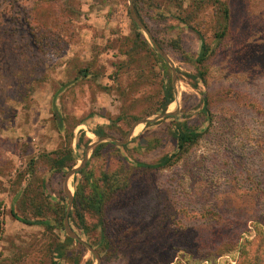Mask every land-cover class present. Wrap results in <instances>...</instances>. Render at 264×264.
<instances>
[{"label": "rangeland", "instance_id": "374dc122", "mask_svg": "<svg viewBox=\"0 0 264 264\" xmlns=\"http://www.w3.org/2000/svg\"><path fill=\"white\" fill-rule=\"evenodd\" d=\"M139 1L135 11L174 63L176 86L170 65L134 23L129 0H0V264H98L88 246L101 264L193 263L198 256L222 264L235 252L219 248L223 241L264 222V0H220L230 21L219 43L214 0L202 8L198 0ZM199 34L213 54L205 83L194 88ZM170 84L174 102L157 111ZM178 108L174 117L139 125L123 146L106 141L90 150L83 169L92 181L108 175V192L120 181L130 186L115 189L106 205L107 245H99L96 218L87 216L89 235L70 218L74 202L69 225L81 241L71 238L65 181L100 138L93 131L103 126V137L122 142L138 120ZM178 122L203 137L173 166L142 168L176 151ZM81 137L90 143L79 145ZM61 150H72L77 164L56 173L50 160ZM76 176L69 181L74 200ZM15 215L53 226L26 225ZM58 245L62 258L53 252Z\"/></svg>", "mask_w": 264, "mask_h": 264}, {"label": "trees", "instance_id": "16d2710c", "mask_svg": "<svg viewBox=\"0 0 264 264\" xmlns=\"http://www.w3.org/2000/svg\"><path fill=\"white\" fill-rule=\"evenodd\" d=\"M135 1V7L137 9V13L139 14V9L141 8V3L139 0ZM211 0H198V7L202 8L204 5L208 4ZM215 5L218 6V17L221 20V24L223 27V31L218 33L215 37V40L219 43L226 35L225 27L230 21V11L227 7L226 3L220 0H214ZM227 23V24H226ZM226 24V25H223ZM142 37V34H139ZM199 38L201 40V50L198 57L195 59V64L197 66V74L191 75L190 79L192 80V86L194 88H199V83H205V67L207 61L213 54V49L211 46L206 42L205 38L199 34ZM157 62L163 63L161 58L157 59ZM164 69L167 70V67L164 66ZM87 74V71L83 72ZM174 102V93L173 87L171 84L165 88L163 101L161 107L157 109V111L165 112L168 107ZM203 113L208 116V103L205 98L204 101V108ZM93 133L97 137L106 136L107 133L103 126H99ZM204 131L191 127L188 123L185 122H178L175 126V131L173 133L174 137L176 138L177 142V149L173 154H166L161 157L157 162L152 164H144L142 163L140 166L148 171H158L164 170L171 166H173L178 160H180L185 154L189 152V150L195 146L199 140L203 137ZM84 144L87 146L90 141L84 142V137L79 139V145ZM104 145H99L95 148V153L99 152L103 149ZM77 162L73 157V151H57L54 154V157L50 160V170L56 173H63L65 170H71L76 166ZM30 172H34V164L30 165ZM78 176L81 177L79 183L76 185V193H75V200L73 205V217L70 218L74 219L75 224L81 230L85 232L86 235H89L92 227L88 224L87 216H93L97 219V223L95 228H99L100 235H99V245L103 246V244L107 245L109 243V239L106 233V205L111 200V195L115 189L119 190H127L130 186V182L124 181L119 182L117 186H115L110 192L108 189H103L104 184L108 185L111 184L113 181L108 175L104 174V179L92 181L94 178L93 174L87 169L81 170L77 173L76 179ZM88 188V191H87ZM15 218L26 224V225H33V224H42L47 228H51L53 226L52 221H35L32 222L29 219H22L15 215ZM253 238V239H252ZM67 243H72L73 241L69 238L66 240ZM252 244L256 245V249L252 252L250 246ZM63 245L56 246L53 250L54 253H57L59 258L64 256L63 252ZM229 247L230 254L234 249V253L230 256L232 261H226L222 264H264V222L262 221H254L252 228L247 229L245 231V235L240 236L238 239H231L230 241H223L221 247L219 248H226ZM212 260L209 256L203 257H196V260L191 263V261H187V263L177 262L175 264H204L205 262H211ZM52 264H58L57 262H52ZM87 264H92L88 262ZM168 264H171L169 262Z\"/></svg>", "mask_w": 264, "mask_h": 264}, {"label": "water", "instance_id": "95a60500", "mask_svg": "<svg viewBox=\"0 0 264 264\" xmlns=\"http://www.w3.org/2000/svg\"><path fill=\"white\" fill-rule=\"evenodd\" d=\"M130 2V12H131V17L134 21V23L141 29L143 30L144 32H146L150 37L151 39L153 40V43L157 49V51L159 52V54L162 56L163 59H165L167 61V63L170 65L171 67V70H172V74H173V84L174 86H176V80H177V77H176V69H175V65L174 63L171 61V59L159 48L158 44L156 43V41L153 39V37L151 36V34L149 33L147 27L144 25V23L140 20V18L138 17L136 11H135V8L133 6V0H129ZM176 93H177V89H176ZM179 112V108L176 109V111L174 112H166V113H163V114H160V115H156L154 118L152 116L150 117H147V118H144V119H141V120H138L134 126L132 127V129L130 130L127 138L122 141V142H117L115 139L111 138V137H100L97 139L96 142L90 144L88 147H87V151H86V158L84 159L83 163L77 167V168H74L72 171H70V173L67 175L66 177V181H65V193L67 195V197L69 198V207H68V210H67V213H66V218H65V227H66V231L68 233V235L73 238V239H76L78 241H81V239L76 236L72 229L70 228V225H69V215H70V212H71V208H72V205H73V202H74V196L71 194V191L69 190V181L70 179L75 176L80 170H82L86 164H87V161H88V157H89V152L90 150H92L95 146L103 143V142H106V141H112V142H115L116 144L118 145H125L129 142L134 130L139 126V125H142V124H152V123H155L157 121H160V120H163V119H166V118H169V117H174L178 114ZM89 250L92 251L94 253V255L96 256V259H97V262L98 264H101V258L99 256V254L90 246H88Z\"/></svg>", "mask_w": 264, "mask_h": 264}, {"label": "bare ground", "instance_id": "6f19581e", "mask_svg": "<svg viewBox=\"0 0 264 264\" xmlns=\"http://www.w3.org/2000/svg\"><path fill=\"white\" fill-rule=\"evenodd\" d=\"M173 107H174V105H173ZM69 190H70V191H73V188H72L71 183H69Z\"/></svg>", "mask_w": 264, "mask_h": 264}]
</instances>
